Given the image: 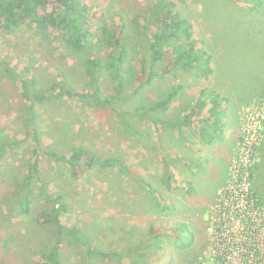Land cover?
I'll use <instances>...</instances> for the list:
<instances>
[{"label": "rangeland", "instance_id": "rangeland-1", "mask_svg": "<svg viewBox=\"0 0 264 264\" xmlns=\"http://www.w3.org/2000/svg\"><path fill=\"white\" fill-rule=\"evenodd\" d=\"M181 1L182 7H187L188 0ZM156 3L157 0H87L91 12L95 14L93 25L97 31L96 38L101 37L103 19L116 16L123 20L124 25L120 29L127 42V63L133 66L124 71L126 83L122 93H132L133 96L117 97L116 81L109 77L105 79V88L102 90V98L108 99V102L94 105L87 98L75 94L59 102L43 101L33 105L35 125L41 136L39 159L42 177L48 182L50 194H62L67 204L61 214L62 221L68 226L80 228L95 248L118 253V256L109 260L88 257L81 243L64 235L61 246L63 264H142V257H146L147 264H191L209 251L211 205L218 190L205 212L213 193L206 190L203 194L205 187H195L197 197L200 196L197 198L199 203L178 201L182 206L188 205V208H178L188 215L181 219L178 212L177 216L171 214L178 209L171 206L169 193L163 195L157 191L161 184L153 179L149 184V210L141 216L139 206L137 210L131 208L130 202L135 198V193L132 196L131 179L126 173L113 167H93L84 168L77 176H73L68 164L53 160L41 148L46 144L60 153H67L81 145L97 155L126 160L129 145L126 136L130 142L131 130L125 123L139 125L145 119L125 114V122L117 111L127 113L138 105L162 99L167 89H171L167 80L157 78L154 74L150 85H144L138 93H133L141 79L140 58L149 62L152 52L149 48V34L146 33L155 27ZM136 16H139L143 31H146L144 26L149 25L147 32H139L134 21ZM182 40H185V36ZM107 51L96 49V54L104 56ZM0 54L13 67L31 65V72H35L38 80V91L49 89L61 81L77 93H87L89 90L84 67L90 54L57 39L53 30L42 32L32 23L12 33L0 32ZM158 64L155 68L157 70L166 62L160 61ZM31 118L28 103L22 99L18 87L0 70V145H8V150L0 160V264H39L43 259L35 255L36 252H41L40 248L53 242L56 237L53 224L36 222V217L51 212V203L40 196V184L36 179L31 184L34 192L31 215L22 213L20 207L23 180L37 145L33 133H27ZM19 140L22 142L16 144L15 141ZM262 159L254 171L257 193L264 204ZM217 169L215 166L213 172ZM151 198L161 202L167 213L161 212L158 207L159 213L156 205H149ZM198 204L199 207H196ZM192 212L193 216L200 212L196 222L191 220ZM188 218L190 220L186 231L178 235L169 234L170 238L162 240V248L154 245L153 234L149 231L151 225L165 227L169 223L172 228L170 232L174 233L173 228L181 223L178 219L186 222ZM190 239L192 242L184 245ZM45 250L49 251V247H45ZM123 252L129 255L124 256Z\"/></svg>", "mask_w": 264, "mask_h": 264}, {"label": "crops", "instance_id": "crops-1", "mask_svg": "<svg viewBox=\"0 0 264 264\" xmlns=\"http://www.w3.org/2000/svg\"><path fill=\"white\" fill-rule=\"evenodd\" d=\"M176 1L190 23L191 38L208 53L211 71L202 76L193 70H180L175 77L162 78L171 86L166 95L173 93V100L157 115L171 124L142 120L129 127L124 161L136 198L131 200V208L139 206L141 216L149 210L153 179L161 184L157 191L169 193L175 209L188 208L180 205L182 201L199 203L194 189L205 187L203 194L206 190L213 193L207 212L216 191L228 179L240 135V110L259 98L264 89V0H188L187 7ZM262 158L264 142L256 168ZM215 166L218 169L213 172ZM168 172L172 174L171 189L166 187ZM255 177L254 171L258 191ZM177 212L181 219L188 216L180 209L171 214L177 216ZM199 215L192 212L191 220L196 222ZM181 219L178 221L185 222Z\"/></svg>", "mask_w": 264, "mask_h": 264}, {"label": "trees", "instance_id": "trees-1", "mask_svg": "<svg viewBox=\"0 0 264 264\" xmlns=\"http://www.w3.org/2000/svg\"><path fill=\"white\" fill-rule=\"evenodd\" d=\"M155 27L149 29V25L142 26L139 16L134 18L139 32L149 34V48L152 51L149 62L140 58L141 72L139 86L133 91L138 93L144 85L152 83V77L156 74L157 78L175 77L180 70H193L202 76L210 73L211 67L209 63L208 53L198 45V41L191 38L190 23L182 16L177 8L176 0H157L155 5ZM95 14L91 12L87 0H0V32L12 33L27 24H35L42 32L53 30L57 39L65 42L68 46L90 54L85 61L84 74L86 84L88 86L87 93H77L71 89L64 81L54 84L49 89L38 91V80L35 72H31V65L27 67H13L8 59L0 54V70L18 87L20 95L24 101L28 103V111L31 113L30 126L27 133L32 132L33 140L37 145L33 151L34 156L31 158L28 173L23 180V190L20 197V207L22 213L31 215L33 208V189L31 184L36 179L40 184V196L47 202L51 203V212L43 217H36V222L40 224L51 223L55 227L56 237L50 244H45L40 248L41 252H36L39 258L43 260L39 264H63L61 258V246L64 235H68L75 241L81 243L88 257H98L109 260L113 256H118L116 252H105L95 248L91 239L85 235L77 226H68L62 219L61 214L67 208V204L63 200L62 194L55 196L50 194L48 182L42 177L39 159V147L41 142L40 133L35 125L33 105L36 102L53 101L59 102L63 98L72 97L75 94L82 98H87L88 102L94 105L108 99L102 98V90L105 88V79L112 78L116 81L115 90L117 97H131L134 94L128 93L124 95L126 76L125 70L133 65H128V49L124 35H121L124 23L122 18L113 16L103 19L101 25V37L96 38L97 31L94 29L93 19ZM100 27V25H98ZM96 31V32H95ZM185 36V40L182 37ZM96 38V39H95ZM96 49H107L106 55H97ZM92 53V54H91ZM106 57L107 59H103ZM107 60V61H104ZM160 61L166 64L155 69ZM147 63L149 66H147ZM128 67H127V65ZM158 64V65H157ZM149 70V71H147ZM173 93H169L162 99H155L150 102L138 105L131 111H117L119 117L124 120L125 114L139 116L147 121L157 124L158 121L166 120L158 118V111H166L172 104ZM222 112L218 115L221 116ZM220 122V121H219ZM127 127H131V123H125ZM220 123L216 122L219 127ZM134 129V128H132ZM16 144L22 140L15 141ZM43 152L50 158L58 162H64L69 165L71 174L77 176L84 168H116L122 173H130L125 161L118 157H103L97 155L85 146H77L67 153H60L51 148L49 145L41 147ZM8 150L7 144L0 145V160ZM166 177V187H173L170 182L172 174L168 172ZM169 178V179H168ZM149 205H156L161 208V212L167 213V209L162 207V203L151 198ZM1 215V213H0ZM169 223L165 227H155L151 225L149 231L153 234L154 245L162 248V240L169 237V234L178 235L181 231H186L187 223L181 222L177 224L174 233L170 232ZM172 229V228H171ZM170 238V237H169ZM192 239L188 240L184 245L190 244ZM49 247V251L45 250ZM124 253V252H123ZM126 252L124 256H128ZM134 256V255H132ZM133 258V257H132ZM142 264L146 263V257H142ZM40 261V260H39Z\"/></svg>", "mask_w": 264, "mask_h": 264}, {"label": "built area", "instance_id": "built-area-1", "mask_svg": "<svg viewBox=\"0 0 264 264\" xmlns=\"http://www.w3.org/2000/svg\"><path fill=\"white\" fill-rule=\"evenodd\" d=\"M264 142V89L240 110V135L227 182L211 205V245L191 264H264V206L254 170Z\"/></svg>", "mask_w": 264, "mask_h": 264}]
</instances>
